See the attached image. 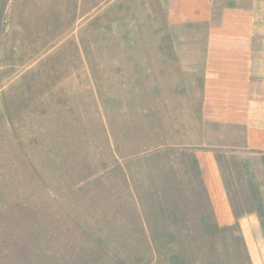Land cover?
<instances>
[{
  "label": "rangeland",
  "instance_id": "rangeland-1",
  "mask_svg": "<svg viewBox=\"0 0 264 264\" xmlns=\"http://www.w3.org/2000/svg\"><path fill=\"white\" fill-rule=\"evenodd\" d=\"M171 36L161 0H0V264H244L175 213L198 80L142 61Z\"/></svg>",
  "mask_w": 264,
  "mask_h": 264
},
{
  "label": "crops",
  "instance_id": "crops-1",
  "mask_svg": "<svg viewBox=\"0 0 264 264\" xmlns=\"http://www.w3.org/2000/svg\"><path fill=\"white\" fill-rule=\"evenodd\" d=\"M161 5L172 36L158 39L165 46L158 53L142 55L152 63L143 68L174 81L189 71L200 81L191 87L190 132L173 141L191 162L190 178L186 172L174 184L175 213L201 223L192 237L234 231L244 264H264V0ZM184 28L187 36H178Z\"/></svg>",
  "mask_w": 264,
  "mask_h": 264
}]
</instances>
